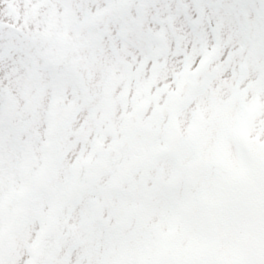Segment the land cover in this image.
<instances>
[{
  "label": "snow or ice",
  "instance_id": "snow-or-ice-1",
  "mask_svg": "<svg viewBox=\"0 0 264 264\" xmlns=\"http://www.w3.org/2000/svg\"><path fill=\"white\" fill-rule=\"evenodd\" d=\"M0 264H264V0H0Z\"/></svg>",
  "mask_w": 264,
  "mask_h": 264
}]
</instances>
